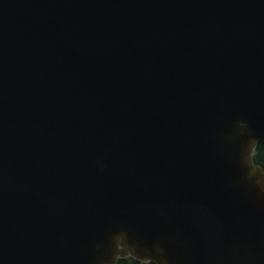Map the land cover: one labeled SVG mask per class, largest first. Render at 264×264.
Masks as SVG:
<instances>
[{"label": "water", "instance_id": "water-1", "mask_svg": "<svg viewBox=\"0 0 264 264\" xmlns=\"http://www.w3.org/2000/svg\"><path fill=\"white\" fill-rule=\"evenodd\" d=\"M264 0H0V264H264Z\"/></svg>", "mask_w": 264, "mask_h": 264}, {"label": "trees", "instance_id": "trees-1", "mask_svg": "<svg viewBox=\"0 0 264 264\" xmlns=\"http://www.w3.org/2000/svg\"><path fill=\"white\" fill-rule=\"evenodd\" d=\"M253 160L256 165H259L264 170V143H259L253 154ZM116 264H155L153 262L144 263L132 256L119 257Z\"/></svg>", "mask_w": 264, "mask_h": 264}, {"label": "rangeland", "instance_id": "rangeland-1", "mask_svg": "<svg viewBox=\"0 0 264 264\" xmlns=\"http://www.w3.org/2000/svg\"><path fill=\"white\" fill-rule=\"evenodd\" d=\"M128 256H131V255H128ZM132 257H133V256H132ZM142 262L147 263L148 261H142Z\"/></svg>", "mask_w": 264, "mask_h": 264}]
</instances>
